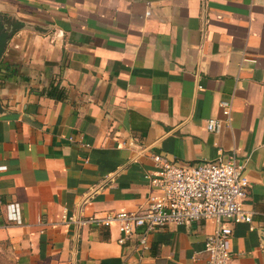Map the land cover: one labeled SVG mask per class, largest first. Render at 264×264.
Wrapping results in <instances>:
<instances>
[{"label": "crops", "instance_id": "obj_1", "mask_svg": "<svg viewBox=\"0 0 264 264\" xmlns=\"http://www.w3.org/2000/svg\"><path fill=\"white\" fill-rule=\"evenodd\" d=\"M0 30V242L15 264H202L212 221L142 250L88 220L143 209L153 155L233 152L252 223L233 226L231 264H264V0H0ZM221 101L229 123L210 134Z\"/></svg>", "mask_w": 264, "mask_h": 264}, {"label": "built area", "instance_id": "obj_2", "mask_svg": "<svg viewBox=\"0 0 264 264\" xmlns=\"http://www.w3.org/2000/svg\"><path fill=\"white\" fill-rule=\"evenodd\" d=\"M219 110L222 118L206 121L210 134L220 133L223 125L229 123L232 102L221 101ZM151 159L153 168L144 174L150 187L146 206L136 212L93 216L88 223L115 228L121 246L136 238L138 246L148 250V237L169 225L212 221L215 228L204 240L202 264H231L233 256L227 241L233 226L252 223V213L242 205L250 184L236 153L187 166L175 165L159 154ZM5 171L6 167H0V173ZM4 209L10 222L21 223L19 203H7Z\"/></svg>", "mask_w": 264, "mask_h": 264}, {"label": "trees", "instance_id": "obj_3", "mask_svg": "<svg viewBox=\"0 0 264 264\" xmlns=\"http://www.w3.org/2000/svg\"><path fill=\"white\" fill-rule=\"evenodd\" d=\"M43 95L60 102H63L67 99L66 91L53 84L49 86V88L43 93Z\"/></svg>", "mask_w": 264, "mask_h": 264}, {"label": "rangeland", "instance_id": "obj_4", "mask_svg": "<svg viewBox=\"0 0 264 264\" xmlns=\"http://www.w3.org/2000/svg\"><path fill=\"white\" fill-rule=\"evenodd\" d=\"M0 264H15L3 242H0Z\"/></svg>", "mask_w": 264, "mask_h": 264}, {"label": "water", "instance_id": "obj_5", "mask_svg": "<svg viewBox=\"0 0 264 264\" xmlns=\"http://www.w3.org/2000/svg\"><path fill=\"white\" fill-rule=\"evenodd\" d=\"M6 38H7V33L2 32L0 30V58H1L3 51H4Z\"/></svg>", "mask_w": 264, "mask_h": 264}]
</instances>
